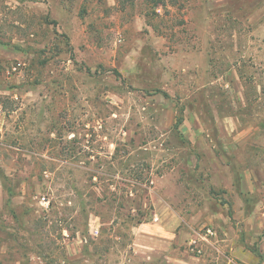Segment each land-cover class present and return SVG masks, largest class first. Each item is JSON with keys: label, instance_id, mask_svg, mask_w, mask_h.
<instances>
[{"label": "rangeland", "instance_id": "374dc122", "mask_svg": "<svg viewBox=\"0 0 264 264\" xmlns=\"http://www.w3.org/2000/svg\"><path fill=\"white\" fill-rule=\"evenodd\" d=\"M263 2L0 0V264H169L239 194L264 220Z\"/></svg>", "mask_w": 264, "mask_h": 264}, {"label": "crops", "instance_id": "0c3cea01", "mask_svg": "<svg viewBox=\"0 0 264 264\" xmlns=\"http://www.w3.org/2000/svg\"><path fill=\"white\" fill-rule=\"evenodd\" d=\"M261 4L263 7L257 8L252 12V16L249 19L251 23L249 38L252 41L260 42L261 48H258V51L264 52V2ZM239 195V197L234 199L233 203L234 219L228 223L227 227H224V225L220 226L225 235L217 237L215 231L211 228L206 229L210 230V233H197L196 237L187 241L189 250L199 254L193 255L188 250L182 251V255L171 254L168 255L169 264H210L214 256L212 255L211 257L209 255L215 250L218 252L217 257L214 259L218 264L223 261L225 264H264V234L262 233L264 220L257 221L253 217V207L246 206L245 198L247 194L245 196L243 194L242 196L241 194ZM260 198H264V195ZM263 202L264 199L258 201L256 207L263 208ZM155 208L158 209L159 214V217L156 215V220L160 218L162 221L152 223V236L147 237L162 244L163 242H172L173 236H175L174 241L177 242L178 237L172 231L174 224L171 228L167 224L170 217L167 211L168 207L164 208L163 205L158 204ZM263 215L264 212L261 211V216ZM254 243L257 246L255 251H253ZM150 248L153 249L154 247L151 246Z\"/></svg>", "mask_w": 264, "mask_h": 264}, {"label": "built area", "instance_id": "2783aa9c", "mask_svg": "<svg viewBox=\"0 0 264 264\" xmlns=\"http://www.w3.org/2000/svg\"><path fill=\"white\" fill-rule=\"evenodd\" d=\"M90 229L93 235H97L99 229L98 223L96 221H93L92 225H90ZM206 231H207L206 233H210V230H206Z\"/></svg>", "mask_w": 264, "mask_h": 264}, {"label": "trees", "instance_id": "16d2710c", "mask_svg": "<svg viewBox=\"0 0 264 264\" xmlns=\"http://www.w3.org/2000/svg\"><path fill=\"white\" fill-rule=\"evenodd\" d=\"M155 1V0H154ZM156 1H158V0H156Z\"/></svg>", "mask_w": 264, "mask_h": 264}]
</instances>
